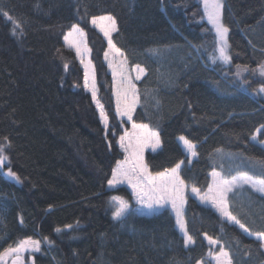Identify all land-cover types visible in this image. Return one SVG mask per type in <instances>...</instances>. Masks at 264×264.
Masks as SVG:
<instances>
[{
    "label": "trees",
    "instance_id": "16d2710c",
    "mask_svg": "<svg viewBox=\"0 0 264 264\" xmlns=\"http://www.w3.org/2000/svg\"><path fill=\"white\" fill-rule=\"evenodd\" d=\"M3 2L12 19L0 13V143L7 137L11 146L0 165V252L31 237L41 241L39 251L25 253L33 264H214L208 253L222 245L232 264H264L255 236L264 231V195L250 186L229 193L230 211L247 232L188 193L190 246L169 209L140 214L126 186H108L124 158L118 141L129 122L116 114L108 44L91 23L113 16V43L131 67L146 70L135 81L133 121L160 137V148L145 154L149 171L183 161L182 179L203 194L213 171L264 178V146L251 139L261 128L264 140V0H224L229 64L212 62L215 32L200 0ZM74 24L86 33L107 131L64 40ZM237 65L249 70L237 75ZM181 136L196 145L191 162ZM115 196L129 204L120 218L113 217Z\"/></svg>",
    "mask_w": 264,
    "mask_h": 264
},
{
    "label": "snow or ice",
    "instance_id": "6c2138e0",
    "mask_svg": "<svg viewBox=\"0 0 264 264\" xmlns=\"http://www.w3.org/2000/svg\"><path fill=\"white\" fill-rule=\"evenodd\" d=\"M203 6L205 15L215 31L216 46L211 57L212 62L215 63L217 60H220L225 64H229L231 61V56L229 54L230 45L228 42L229 28L223 23V2L222 0H203ZM0 13L10 20L12 19L9 16V13L4 11L3 0H0ZM98 20H106L109 22L107 26H100L105 37L108 38L109 50L105 52V58L107 59L110 54L114 57H123L124 53L116 47L112 40V33L118 31L115 18L111 15L92 17L93 24H96ZM14 25L13 33L15 34V29L20 27V24L19 22H14ZM74 32H79L81 35L83 34L82 30L75 24L72 25V31L68 33V36H71ZM68 36H65V40L68 39ZM89 51L90 50L86 47L83 50L84 53ZM76 53L77 56L81 57L80 62L84 65V87L91 90L92 100L100 111L101 120L107 127L108 115L105 113L104 105L97 98L94 69L93 77L90 80V61L85 63L79 45L76 46ZM125 64L126 59H123L120 60L117 65L110 62L109 67L113 68L114 79L117 75L120 77V85L117 87L115 93L116 114L121 117H127L128 121H132V132L125 131L124 135L119 137V147L126 153V156L123 161H118L117 166L112 169V176L108 181V184L109 186H112L126 180L132 186L133 193L135 194L138 203L146 206L148 209H155L170 204L172 210L175 212L177 226L184 235V244L187 246L193 243V237L188 234L187 224L183 217L186 185L179 174L183 161L177 163L172 168H166L155 174L149 171L148 164L144 161L143 152L146 147H149V145L153 150L159 146V134L151 130L148 124L136 123L133 121V112L139 102V92L134 80H140L146 70L140 65H135L134 70L136 75L133 78L126 69ZM67 66L68 65L66 64L65 67ZM248 70L247 67L237 65V75H240L241 72H247ZM258 71L260 76L264 77V65H260ZM259 91L264 92V85L259 87ZM257 132H259V130H257ZM256 138V134H253L251 137L253 140ZM179 140L183 142L188 153H191L193 156L196 155L195 144L183 136L179 137ZM4 141L6 143H0V165H3L8 161L6 150L11 146L7 137L4 138ZM7 175L19 180V177L16 173L12 172L11 169L8 170ZM212 176L213 182L209 185L207 192L201 194L200 189L195 186H192L191 192L196 196H199L202 201L210 203L221 217L227 218L229 221H234L236 224H239L240 228L247 232L248 230L245 226L240 224L236 216L230 211L229 193H232L237 187L251 185L257 192L264 194V178L256 179L250 177L247 173H238L229 178L216 171H213ZM111 199L115 204L113 217L120 218L128 210L129 204L119 196L112 197ZM255 236L264 242V231L255 233ZM44 239L47 240L46 237ZM207 239L210 245H216L219 243L218 240L213 239L212 237H207ZM40 244V240H34L31 237L23 238L19 240L15 247L10 245L5 248L3 252H0V262L4 261L6 256L15 254L12 264H20L19 254L26 249H35L36 251H39ZM208 255L214 258L215 264H232L229 252L226 251L222 245L219 252L213 253L210 251ZM197 264H201V262L197 261Z\"/></svg>",
    "mask_w": 264,
    "mask_h": 264
},
{
    "label": "rangeland",
    "instance_id": "374dc122",
    "mask_svg": "<svg viewBox=\"0 0 264 264\" xmlns=\"http://www.w3.org/2000/svg\"><path fill=\"white\" fill-rule=\"evenodd\" d=\"M200 1H201V3H202V7H203V9H204V6H203V0H200ZM222 2H223V4H224V0H222ZM107 15H109V14H103V15H100V16H107ZM100 16H96V17H100ZM204 19H205L206 21H208L207 16L205 15V12H204ZM208 22H209V21H208ZM91 23H92V19H91ZM108 24H109V22L106 21V20H98L96 24H93V23H92V25H94V26H95L100 32H102L103 35H104V33H103V31H101V27H100V26H101V25H105V26H107ZM209 24H210V26L212 27V29L214 30V28H213V26L211 25L210 22H209ZM75 25H78L79 29L82 30V33H83V34L81 35L79 32H74L71 36H68V33L72 31V28H71L69 31H67V33H66V35H65V36H68V39L65 40V37H64L65 43H66V45H67L69 48H71L72 50H74L76 56H77V53H76V46H77V45L80 46L81 51H82V53H83V57H82V58L84 59L85 63H88V62L90 61V65H91V66H90V69H89V79H90V80H91L92 77H93V69H94L95 85H96V89H97L96 75H95V68H94V64H93V62H92V60H91V57H90V51L87 52V53H84V52H83V50H84L85 47H86L87 49L90 50V47H89L88 42H87L86 33H85V31L82 29V27H81L79 24H75ZM214 32H215V31H214ZM113 33H114V32H113ZM113 33H112V34H113ZM104 37H105V35H104ZM105 39H106L107 44H108V38L105 37ZM108 50H109V49H108V47H107V51H108ZM77 58H78L79 61L81 60V57L77 56ZM123 59H126L125 56H123V57H121V56H116V57H114L112 54H110L106 60H107L108 64H109L110 62H112L114 65H117V64H119L120 60H123ZM80 63H81V62H80ZM81 65H82V68H83V71H84V65H83V64H81ZM125 67H126V69L128 70V72L130 73V75L134 78L135 75H136V72H135V70H134V67H131V66L128 64L127 60H126ZM110 70H111L112 75H113V68L110 67ZM135 81H136V80H134V83H135ZM119 85H120V77H119V75H117V76L115 77V79H114V77H113V88H114V90H113V94H114L115 105H116V95H115V93H116V89H117V87H118ZM85 89H86L88 92H90V94H91V90H90L89 88H85ZM91 96H92V94H91ZM97 98L99 99V96H98V89H97ZM99 100H100V99H99ZM100 102H101V101H100ZM137 105H138V103H137ZM137 105H136V107H137ZM97 109H98V108H97ZM98 111H99V109H98ZM133 113H134V112H133ZM99 116H100V111H99ZM118 116H119V115H118ZM119 118L124 122V125H126V122H125V121L129 122L128 125L124 126V132H123L122 135H124L125 131L132 132V121H128V120H127V117H121V116H119ZM100 119H101V117H100ZM101 121H102V120H101ZM102 123H103V125H104V127L106 128V131H107L108 128H109V119H108V125H107V127L105 126V124H104L103 121H102ZM150 129H151V128H150ZM151 130H153V129H151ZM258 130H259V132H256V133H255V134L257 135V138H256L254 141H257V142L261 143V144L264 146V140H260V139H259V134L261 133L262 129L259 128ZM153 131H155V130H153ZM155 132H157V131H155ZM157 133H158V132H157ZM159 139H160V137H159ZM178 139H179V138H178ZM179 141H180V140H179ZM180 143H181V145H182L184 151H185L186 154L188 155L189 162H191L193 159H195V157L197 156V154H196L195 156H193L191 153H188V152L186 151L184 145H183V142L180 141ZM193 144H194V143H193ZM160 145H161V142H160L159 146H158L155 150H158V149L160 148ZM148 150L155 151V150H153V149L151 148L150 145H149V147H146V148L144 149V152H143L144 161H145V154H146V152H147ZM195 152H196V151H195ZM125 156H126V153L124 152V158H123L122 160H120V161H123V160L125 159ZM182 166H183V163H182L181 167H182ZM180 169H181V168H180ZM216 172H218V171H216ZM212 173H213V172H212ZM219 173H220V172H219ZM179 174H180V170H179ZM249 176H250V177H253V176H251V175H249ZM180 177H181V175H180ZM181 178H182V177H181ZM253 178H255V177H253ZM256 179H259V178H256ZM184 182H185V181H184ZM212 182H213V176H212V174H211V183H210V184H212ZM185 185H186V189H185V202H187V195H188V193H192V192H191V188H192V186L189 185V184H187L186 182H185ZM108 186H109V184H108ZM118 186H126V187L130 190V192L132 193L133 199H134V201H135V203H136V210L138 211V213H140V214H146V215H152V214H155V213H157V212H159V211H161V210H163V209H169V210L171 211V213L173 214V216H174V218H175V221H176L175 212H174V210H172L170 204H167V205H165V206H163V207H158V208H155V209H148L146 206L141 205L140 203H138L137 198H136L135 194L133 193L132 186H131L126 180L123 181V182H121V183H117V184H115V185L109 186V187H110V188H114V187H118ZM248 186H251V185H248ZM251 187H252V186H251ZM206 192H207V191H206ZM192 194H193V193H192ZM204 203L210 205V203H208V202H205V201H204ZM184 208H185V203H184V206H183V211H184ZM176 225H177V223H176ZM182 236L184 237L183 233H182ZM262 244H263V247H264V242H262ZM15 246H16V245H15ZM15 246H14V247H15ZM29 250H34V249H26L24 252H22V253L19 254V255H20V264H33V263H32V260L29 261V262H27L26 259H25V253H26L27 251H29ZM217 252H219V251H214L213 253H217ZM14 258H15V254L8 255V256H6V257L4 258V261H2L1 264H12V261H13ZM210 259H211L212 262L215 264V260H214V258H213V257H210Z\"/></svg>",
    "mask_w": 264,
    "mask_h": 264
},
{
    "label": "crops",
    "instance_id": "0c3cea01",
    "mask_svg": "<svg viewBox=\"0 0 264 264\" xmlns=\"http://www.w3.org/2000/svg\"><path fill=\"white\" fill-rule=\"evenodd\" d=\"M212 174V173H211ZM251 187V186H250ZM252 188V187H251ZM254 189V188H253ZM255 190V189H254ZM256 191V190H255ZM259 193V192H258ZM260 194H262V193H260ZM262 195H264V194H262ZM204 202V201H203ZM211 205V204H210ZM185 208H186V202H185ZM185 208H184V211H183V217H184V214H185ZM184 219H185V217H184ZM232 222H234V221H232ZM177 228H178V226H177ZM178 230H179V228H178ZM179 232L182 234V232L179 230ZM193 244V243H192ZM192 244H189V245H187V246H190V245H192Z\"/></svg>",
    "mask_w": 264,
    "mask_h": 264
}]
</instances>
